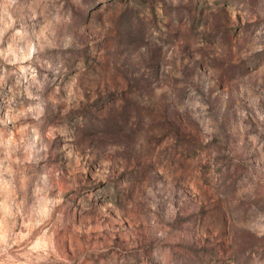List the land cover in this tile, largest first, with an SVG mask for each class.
I'll use <instances>...</instances> for the list:
<instances>
[{
  "label": "clouds",
  "instance_id": "9594fccd",
  "mask_svg": "<svg viewBox=\"0 0 264 264\" xmlns=\"http://www.w3.org/2000/svg\"><path fill=\"white\" fill-rule=\"evenodd\" d=\"M0 264H264V0H0Z\"/></svg>",
  "mask_w": 264,
  "mask_h": 264
}]
</instances>
